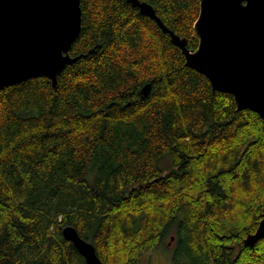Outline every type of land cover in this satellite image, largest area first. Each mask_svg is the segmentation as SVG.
<instances>
[{"label": "trees", "instance_id": "16d2710c", "mask_svg": "<svg viewBox=\"0 0 264 264\" xmlns=\"http://www.w3.org/2000/svg\"><path fill=\"white\" fill-rule=\"evenodd\" d=\"M143 1L198 47L201 0ZM81 8L71 54L85 55L58 87L40 76L0 90V264H87L67 225L103 264H143L172 229V264H264V238L244 244L264 213L260 114L127 0Z\"/></svg>", "mask_w": 264, "mask_h": 264}, {"label": "water", "instance_id": "95a60500", "mask_svg": "<svg viewBox=\"0 0 264 264\" xmlns=\"http://www.w3.org/2000/svg\"><path fill=\"white\" fill-rule=\"evenodd\" d=\"M127 1L171 35L185 64L207 76L214 90L230 93L238 110H254L264 121V0H201L194 24L196 49L166 25L150 3ZM82 25L81 0H0V90L40 76L57 88L65 67L85 55L71 54ZM150 90L147 83L142 93ZM62 233L87 264H103L94 244L75 226H65ZM262 238L264 213L244 244L253 246Z\"/></svg>", "mask_w": 264, "mask_h": 264}, {"label": "rangeland", "instance_id": "374dc122", "mask_svg": "<svg viewBox=\"0 0 264 264\" xmlns=\"http://www.w3.org/2000/svg\"><path fill=\"white\" fill-rule=\"evenodd\" d=\"M164 164H170V160H165ZM176 236V229L170 230L163 243L154 252L145 256L143 264H172Z\"/></svg>", "mask_w": 264, "mask_h": 264}]
</instances>
